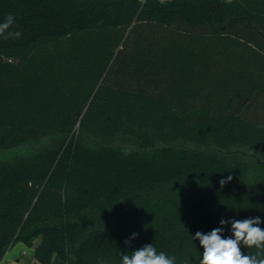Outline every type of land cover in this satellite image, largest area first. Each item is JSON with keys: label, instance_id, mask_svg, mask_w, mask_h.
Instances as JSON below:
<instances>
[{"label": "trees", "instance_id": "trees-1", "mask_svg": "<svg viewBox=\"0 0 264 264\" xmlns=\"http://www.w3.org/2000/svg\"><path fill=\"white\" fill-rule=\"evenodd\" d=\"M8 15L0 262L40 237L45 264L147 244L199 264L197 231L264 221V0H0Z\"/></svg>", "mask_w": 264, "mask_h": 264}, {"label": "clouds", "instance_id": "clouds-1", "mask_svg": "<svg viewBox=\"0 0 264 264\" xmlns=\"http://www.w3.org/2000/svg\"><path fill=\"white\" fill-rule=\"evenodd\" d=\"M230 3L231 0H226ZM165 3V0H160ZM14 24V17L8 15L4 22L0 23V36H18V32H9ZM231 176L220 181L221 185L229 182ZM264 222L260 217L246 218L243 220H226L221 218V227L214 228L209 233L197 231L192 240H198L203 248L199 264H264V229L260 224ZM231 225V235L223 236L225 225ZM137 234L133 233L125 243L129 244ZM241 246L254 248L255 254H244ZM120 264H176L175 256H168L165 252H158L153 244L144 245L130 254L121 253Z\"/></svg>", "mask_w": 264, "mask_h": 264}, {"label": "crops", "instance_id": "crops-1", "mask_svg": "<svg viewBox=\"0 0 264 264\" xmlns=\"http://www.w3.org/2000/svg\"><path fill=\"white\" fill-rule=\"evenodd\" d=\"M40 242V237L32 245H27L23 241L15 242L0 264H45L37 256V248ZM51 264H67V262L56 254L53 256Z\"/></svg>", "mask_w": 264, "mask_h": 264}, {"label": "rangeland", "instance_id": "rangeland-1", "mask_svg": "<svg viewBox=\"0 0 264 264\" xmlns=\"http://www.w3.org/2000/svg\"><path fill=\"white\" fill-rule=\"evenodd\" d=\"M252 115L257 117V118H264V99L261 98L259 100V103L253 108L252 110ZM90 140L93 142H101V143H105V144H112V145H128V146H134V143L132 140L130 139H126V138H117L115 140H108V139H104V138H100V137H90ZM187 145H192L191 143H186Z\"/></svg>", "mask_w": 264, "mask_h": 264}, {"label": "built area", "instance_id": "built-area-1", "mask_svg": "<svg viewBox=\"0 0 264 264\" xmlns=\"http://www.w3.org/2000/svg\"><path fill=\"white\" fill-rule=\"evenodd\" d=\"M3 258H4V257H3ZM2 260H3V259H2ZM2 260H1V261H2ZM0 263H1V262H0Z\"/></svg>", "mask_w": 264, "mask_h": 264}]
</instances>
